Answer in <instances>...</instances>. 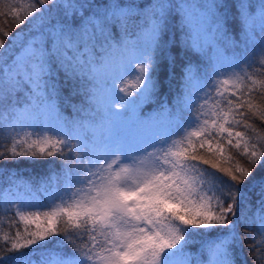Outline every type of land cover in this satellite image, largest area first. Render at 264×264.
<instances>
[{
	"label": "snow or ice",
	"instance_id": "1",
	"mask_svg": "<svg viewBox=\"0 0 264 264\" xmlns=\"http://www.w3.org/2000/svg\"><path fill=\"white\" fill-rule=\"evenodd\" d=\"M0 18V264H237L245 240L264 264V0H13ZM49 158L39 179L10 167Z\"/></svg>",
	"mask_w": 264,
	"mask_h": 264
},
{
	"label": "trees",
	"instance_id": "2",
	"mask_svg": "<svg viewBox=\"0 0 264 264\" xmlns=\"http://www.w3.org/2000/svg\"><path fill=\"white\" fill-rule=\"evenodd\" d=\"M13 0H0V7H3L5 11H7V5L12 3ZM139 3L140 0H137ZM6 24H11L10 20H6V18H0V27H5ZM14 26V25H13ZM229 27L231 28L233 34L239 39L240 35V27L235 20L230 19ZM17 31L20 29L17 28ZM237 51L242 52L243 50L238 49ZM194 63H201L198 57H193ZM186 62L185 57L183 56V51H180V55L178 57V63L175 68L176 80L173 82V87L170 89L168 87L167 80L165 79V74L168 69L161 68L160 69V77L164 80V87L161 89L160 96L162 98H166L169 102H171L174 98L175 92L178 89L179 77L181 75V69L183 64ZM67 89L65 90V95H67ZM156 104L145 105V111H151L155 108ZM257 124V130L261 127L259 121H255ZM10 167L16 169L18 172L22 174L25 179H39L41 177H47L51 174L52 170L59 171L60 164L56 161L55 158H49L47 160H21L18 163L10 165ZM41 199L43 196L41 195ZM247 231L252 232L255 231L254 226H250ZM242 234L245 232V229H241ZM216 235L215 233L212 234ZM251 243L249 240H245L242 248H237L236 256H237V264H256V260L252 252L249 250L248 245Z\"/></svg>",
	"mask_w": 264,
	"mask_h": 264
}]
</instances>
